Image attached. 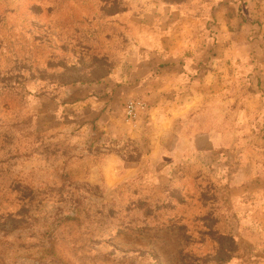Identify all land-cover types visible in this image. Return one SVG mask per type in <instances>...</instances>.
<instances>
[{
    "label": "rangeland",
    "instance_id": "rangeland-1",
    "mask_svg": "<svg viewBox=\"0 0 264 264\" xmlns=\"http://www.w3.org/2000/svg\"><path fill=\"white\" fill-rule=\"evenodd\" d=\"M227 1L0 0V264H264V0Z\"/></svg>",
    "mask_w": 264,
    "mask_h": 264
},
{
    "label": "crops",
    "instance_id": "crops-1",
    "mask_svg": "<svg viewBox=\"0 0 264 264\" xmlns=\"http://www.w3.org/2000/svg\"><path fill=\"white\" fill-rule=\"evenodd\" d=\"M226 1V0H224ZM246 1L247 0H228L227 2H223L222 3V6L226 5V4H229L230 6L233 5L234 8H233V14L235 15V18L236 20H239L240 18H242V14H247L248 13V5L246 4ZM220 8V12H222V15H224L225 11L224 10V7ZM229 6V7H230ZM224 19V18H223ZM218 29V28H217ZM225 41V40H224ZM231 46V50L229 52H234L233 48H232V45ZM244 49H247L246 47H244ZM243 50V48H242ZM237 51V50H236ZM246 54V50H244V55ZM229 59L232 57L231 54H225ZM243 55V56H244ZM243 56H241L239 53L237 54L236 57H234L235 59V62H239L240 60H242ZM245 57V56H244ZM210 58L213 61H215V64L216 66L218 65V62L219 60H221L223 57L220 55V54H217L216 53V57L214 56V53H210L208 52V61H204V62H192L191 64H188L187 66H183V78H185L186 80H188L189 78V81L192 80V77H195V76H198L197 79L195 80L196 82H194V86H198L199 84H201V79L202 78H207L208 76V72H207V64H208V67L212 66V62L210 63ZM210 63V65H209ZM180 74V73H179ZM190 75L192 77H190ZM212 80H210V85L214 84L216 80H214V76L211 78ZM185 80V81H186ZM206 83V85L208 84Z\"/></svg>",
    "mask_w": 264,
    "mask_h": 264
},
{
    "label": "built area",
    "instance_id": "built-area-1",
    "mask_svg": "<svg viewBox=\"0 0 264 264\" xmlns=\"http://www.w3.org/2000/svg\"><path fill=\"white\" fill-rule=\"evenodd\" d=\"M135 111H136V108H135V106L133 104L128 106V114H129V116L131 118L136 117V112Z\"/></svg>",
    "mask_w": 264,
    "mask_h": 264
}]
</instances>
